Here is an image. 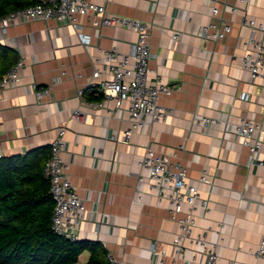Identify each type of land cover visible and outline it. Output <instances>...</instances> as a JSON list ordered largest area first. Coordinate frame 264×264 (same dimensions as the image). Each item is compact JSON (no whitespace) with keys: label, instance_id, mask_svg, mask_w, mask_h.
<instances>
[{"label":"crops","instance_id":"obj_1","mask_svg":"<svg viewBox=\"0 0 264 264\" xmlns=\"http://www.w3.org/2000/svg\"><path fill=\"white\" fill-rule=\"evenodd\" d=\"M90 1L152 28L149 80L178 89L161 99L167 118L134 133L129 144L122 143L130 126L128 103L105 98L103 59L113 46L129 53L137 41L134 31H95L87 18L78 17L77 24L90 36L85 46L71 25L20 23L8 30L3 43L25 61L19 84L0 94V149L5 158L47 148L66 123L63 159L87 208L80 241L100 243L122 264H153L152 247L175 254L172 243L180 228L169 219V202L156 196L149 172L139 165L150 146L181 162L187 182L209 201L210 213H198L197 228L184 241L187 258L200 264L203 254L216 248L217 264H264L254 255L264 239V168L250 159L235 135L237 125L250 119L261 126L257 136L264 142V82L251 81L242 67L248 39L254 36L264 45V0H248L246 6L239 0ZM214 7L232 26V33L216 43L200 36L202 27L220 22L211 16ZM233 8L238 12L232 13ZM244 17L263 30L243 25ZM95 68L101 75L94 78ZM64 69L67 77H62ZM47 87L50 94L39 99L36 92ZM90 97L103 107L88 106ZM76 109L83 114L81 120L73 118ZM202 117L222 124L198 126L196 120ZM259 157L264 158V146ZM203 170L211 185L199 182ZM201 235L206 236L205 247L192 242ZM90 257L86 251L79 261L88 264Z\"/></svg>","mask_w":264,"mask_h":264},{"label":"built area","instance_id":"obj_2","mask_svg":"<svg viewBox=\"0 0 264 264\" xmlns=\"http://www.w3.org/2000/svg\"><path fill=\"white\" fill-rule=\"evenodd\" d=\"M246 6L248 0H239ZM238 8H233L232 13H237ZM212 17H219V24L211 23L202 27L200 36L207 41L219 42L232 33V26L220 15L217 7L211 11ZM78 17L89 20L91 27L98 31L102 28L122 27L134 31L137 41L129 53L120 52L116 46L105 51L103 64L108 78L101 82V89L105 98L115 97L119 101L128 103L129 128L124 131L123 144H129L136 132H142L154 123L165 121L169 111L161 105V99L173 96L178 89L174 86L149 80L151 73V31L152 28L139 20L112 15L104 5L92 3L90 0H40L36 5L18 9L0 18V43L6 42L8 30L20 23L34 21H56L60 24L73 26L77 35L85 46L89 43L90 36L84 34L83 28L77 24ZM243 25L252 31H262V26H257L255 21L243 19ZM176 37H174L175 39ZM246 52L242 58V67L250 75L251 81L264 82V45L254 36L245 43ZM24 59L21 58L0 80V94L9 86L18 85L21 80V71L24 67ZM101 75V71L95 68L93 77ZM67 70L62 71V77H67ZM58 82V81H56ZM50 87L36 92L39 99L50 94ZM86 104L92 108H101V102H89ZM82 112L74 110L73 118L82 119ZM198 126L208 128L212 125L220 126L219 119L202 117L196 120ZM261 126L250 120L243 119L236 127L235 135L240 143L248 148L250 159L259 167L264 168V158L259 157V151L264 142L258 138ZM66 123H62L56 130L54 139L50 142V156L45 162L43 173L50 184V195L54 203L51 217L53 232L68 241H80V226L85 219L87 208L85 201L80 197L71 183L70 165L64 161ZM184 150V146L180 147ZM5 156L0 149V160ZM141 169L149 172V182L159 199L169 202V219L180 228V233L173 240L175 254L169 256L165 250L151 249L153 264H196L194 258L186 256L184 241L190 239L192 232L197 228L198 213H210V205L207 199L200 196L199 189L187 182V169L181 162H172L168 157L154 151L150 146L146 147L144 157L139 163ZM139 183L143 179L137 178ZM199 182L211 185L208 174L203 170ZM141 199V198H140ZM206 236L201 235L192 242L197 246L207 245ZM254 255L264 263V239L260 242ZM109 264H122L121 259L112 253H108ZM219 253L216 248H209L203 254L200 264H217ZM76 264H81L80 261Z\"/></svg>","mask_w":264,"mask_h":264},{"label":"trees","instance_id":"obj_3","mask_svg":"<svg viewBox=\"0 0 264 264\" xmlns=\"http://www.w3.org/2000/svg\"><path fill=\"white\" fill-rule=\"evenodd\" d=\"M40 0H0V18ZM16 52L0 43V80L17 63ZM89 102H98L93 97ZM50 147L0 160V264H76L89 251L88 264H109L97 242H71L52 230L54 203L43 167Z\"/></svg>","mask_w":264,"mask_h":264}]
</instances>
